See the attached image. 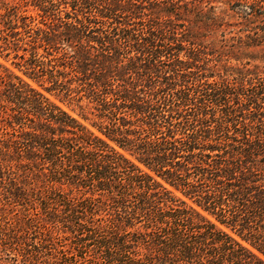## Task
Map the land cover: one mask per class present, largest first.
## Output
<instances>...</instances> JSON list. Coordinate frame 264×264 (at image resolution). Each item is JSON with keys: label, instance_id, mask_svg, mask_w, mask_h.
<instances>
[{"label": "trees", "instance_id": "obj_1", "mask_svg": "<svg viewBox=\"0 0 264 264\" xmlns=\"http://www.w3.org/2000/svg\"><path fill=\"white\" fill-rule=\"evenodd\" d=\"M0 3L2 263L264 264V0Z\"/></svg>", "mask_w": 264, "mask_h": 264}, {"label": "rangeland", "instance_id": "obj_2", "mask_svg": "<svg viewBox=\"0 0 264 264\" xmlns=\"http://www.w3.org/2000/svg\"><path fill=\"white\" fill-rule=\"evenodd\" d=\"M1 1H5V0H1ZM6 1H9L11 3H13L14 0H6ZM2 3H0L1 5ZM30 10H32V8H30ZM0 62L2 63H5L6 65L12 67L15 69V71H17L19 74L23 75L21 71H19L17 68H15L13 62H14V59H13V55H10V57H1L0 56ZM34 85H37L36 83L32 82ZM50 96L55 99L56 101L59 100L57 97H55L54 95H51ZM63 101L60 102V104L62 106H64L65 108H67L68 110H70L74 115H78L80 113V110L75 106L74 103H68L66 100L64 101V99H62ZM59 102V101H58ZM1 180V179H0ZM2 192V190H0V193ZM3 195L0 194V207H2L0 209V212L3 213L5 215V217L10 220V221H15L18 217L17 215V211L16 210H12V208L6 203L5 199H4V196L2 197ZM5 218V220H6ZM7 256V255H5ZM20 259V257H19ZM0 264H23L21 259L18 260L17 263H15L14 261H9V262H4L2 263L0 261Z\"/></svg>", "mask_w": 264, "mask_h": 264}]
</instances>
